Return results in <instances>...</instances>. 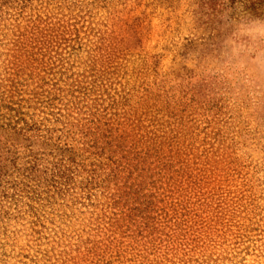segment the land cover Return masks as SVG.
<instances>
[{"label":"rangeland","instance_id":"rangeland-1","mask_svg":"<svg viewBox=\"0 0 264 264\" xmlns=\"http://www.w3.org/2000/svg\"><path fill=\"white\" fill-rule=\"evenodd\" d=\"M202 5L28 0L1 14L3 44L32 24L71 30L27 110L75 156L63 182L51 168L66 151L31 139L21 153L41 170L0 218V264H264V8Z\"/></svg>","mask_w":264,"mask_h":264},{"label":"trees","instance_id":"trees-1","mask_svg":"<svg viewBox=\"0 0 264 264\" xmlns=\"http://www.w3.org/2000/svg\"><path fill=\"white\" fill-rule=\"evenodd\" d=\"M28 0H0V20H2V13H7V7H14L13 5L25 7ZM240 2L245 8L251 10H258L264 8V0H202V6H208V8L217 10L216 8L223 7L225 3ZM23 10V9H22ZM15 28L19 29V25H15ZM13 38L8 40V43H0V46L6 47L4 58L0 61V218L9 216L10 210L6 205H10L17 201L20 192H24L31 182H37L34 179L35 172L40 171L38 169L37 158L31 154L28 156H21V153L28 151L31 153L30 142L31 139L41 140L42 143L48 142L51 146L55 147V150L60 154L66 151V159L59 157L57 162L52 163V177H58L60 181L65 182L69 180L70 173L72 172V164L74 162V148L73 147H60V136H46L48 128L44 125V121L47 118L43 117L40 121L36 120L35 113H29L27 110L30 107V102L34 101L35 104L38 101H42L41 95L46 92V86L51 81V74H60V68H63V58L58 51V48L62 43L70 40L66 36L71 33L68 27H64L60 24L46 23L41 29L32 24V26L25 31H14ZM18 32V33H16ZM5 37V36H3ZM2 41V39H0ZM1 54V53H0ZM66 68L63 69V71ZM49 77V78H48ZM58 79L53 81L51 88L53 89V95H47V104H53L54 96L57 91H60L57 83ZM81 81H78L80 83ZM82 83V82H81ZM79 85V84H78ZM79 87V86H78ZM80 88V87H79ZM52 89H49L51 91ZM48 91V94H49ZM39 109V108H38ZM83 125L80 128L87 130L82 131V138L87 139L85 144L91 142L89 147H93L95 139L91 138V129L95 127L92 119H84ZM93 125V127H92ZM99 130V129H98ZM109 134H105L104 137H111V131ZM55 139V144H51V139ZM153 145L148 144L146 150L149 152ZM53 148V147H52ZM156 152V155H159ZM148 152L144 153L145 160L138 159L136 165L140 164L141 170H144L146 158ZM100 155V154H99ZM31 157V158H30ZM25 158V163L19 166V159ZM152 163H148L151 166ZM162 164V163H161ZM165 164H162L164 166ZM76 166V164H75ZM121 166V167H120ZM117 167L119 169H117ZM127 162L116 164L114 175H120L124 188L130 187L132 179V169H130ZM161 171V170H160ZM127 172L124 177L121 173ZM91 173V172H90ZM14 191L16 193H11ZM17 195V197H15ZM147 203H149L147 201ZM15 204V203H14Z\"/></svg>","mask_w":264,"mask_h":264}]
</instances>
